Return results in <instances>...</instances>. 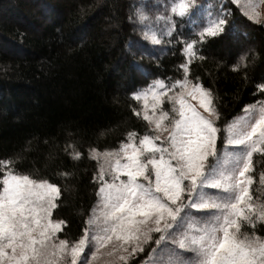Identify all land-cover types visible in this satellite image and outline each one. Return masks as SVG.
Masks as SVG:
<instances>
[{"label":"snow or ice","instance_id":"obj_1","mask_svg":"<svg viewBox=\"0 0 264 264\" xmlns=\"http://www.w3.org/2000/svg\"><path fill=\"white\" fill-rule=\"evenodd\" d=\"M229 2L249 21L264 23L258 11L264 0ZM230 14L224 0L218 8L165 0L154 14L147 2L135 9L130 21L152 45L181 46L178 76L157 77L130 94L144 102L132 109L147 122L142 135L128 131L118 148L89 150V158L102 162L92 176L97 199L77 239L58 236L67 226L53 218L58 185L0 159V264H93L99 257L107 258L102 264H134L142 253L140 264H264V237L254 230L264 221V203L253 202L248 174L253 154L264 153V99L221 124L213 92L190 75V66L205 60L202 46L225 32ZM177 18L187 21L181 32L187 27L195 38L177 32ZM127 47L135 56L132 42ZM249 54H239L233 72L246 69ZM140 55L152 53L140 46ZM132 66L142 71L135 60ZM256 91L264 96V83ZM259 179L264 184V173Z\"/></svg>","mask_w":264,"mask_h":264},{"label":"trees","instance_id":"obj_2","mask_svg":"<svg viewBox=\"0 0 264 264\" xmlns=\"http://www.w3.org/2000/svg\"><path fill=\"white\" fill-rule=\"evenodd\" d=\"M145 2L152 14L156 7L163 11L165 0H0V159L12 158L18 171L58 185L53 218L67 221L60 238L83 233L97 199L92 176L99 162L89 150L118 148L128 131L142 135L147 122L132 112L142 103L130 94L157 77L178 76L181 46H154L130 21ZM197 3L219 7V0ZM224 6L231 10L225 32L202 46L204 61L190 66L191 77L216 97L221 124L264 99L256 91L264 83V23L249 21L229 0ZM186 23L177 18V32L195 38L187 27L181 32ZM140 46L152 55L141 56ZM242 51L250 53L247 67L233 72ZM75 151L79 159L70 157ZM252 161L250 195L264 203V153H254ZM254 230L264 237V221ZM145 255L134 257V264Z\"/></svg>","mask_w":264,"mask_h":264},{"label":"rangeland","instance_id":"obj_3","mask_svg":"<svg viewBox=\"0 0 264 264\" xmlns=\"http://www.w3.org/2000/svg\"><path fill=\"white\" fill-rule=\"evenodd\" d=\"M258 11H260L261 12V19H264V4H262V5H260L259 6V8H258ZM149 100H150V98H149ZM193 104H196V101H191ZM141 103H142V107H143V100H141ZM252 104V103H251ZM149 111H151L150 109H149ZM241 114V113H240ZM100 162H102V161H100ZM99 162V163H100ZM249 174V173H248ZM250 175V174H249ZM249 191H250V186H249ZM193 231H195V226H194V228H193ZM85 251L88 253V257H89V259H91V253H90V251H89V247L86 245V248H85ZM82 255V257L84 256V254L82 253L81 254ZM105 259H107L106 257H99L97 260H95V261H93V264H102V262H103V260H105ZM78 264H79V262H78Z\"/></svg>","mask_w":264,"mask_h":264}]
</instances>
